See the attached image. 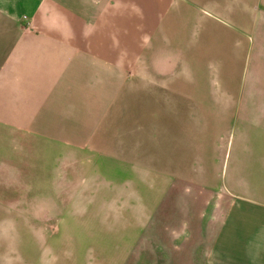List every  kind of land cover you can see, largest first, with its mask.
I'll use <instances>...</instances> for the list:
<instances>
[{
	"label": "rangeland",
	"instance_id": "374dc122",
	"mask_svg": "<svg viewBox=\"0 0 264 264\" xmlns=\"http://www.w3.org/2000/svg\"><path fill=\"white\" fill-rule=\"evenodd\" d=\"M148 91L90 104L109 117L75 135L0 124V264H230L264 249L246 236L257 205L224 184L231 128L206 135L180 98Z\"/></svg>",
	"mask_w": 264,
	"mask_h": 264
},
{
	"label": "crops",
	"instance_id": "0c3cea01",
	"mask_svg": "<svg viewBox=\"0 0 264 264\" xmlns=\"http://www.w3.org/2000/svg\"><path fill=\"white\" fill-rule=\"evenodd\" d=\"M132 86L180 98L206 135L231 128L224 184L264 239V0H0L1 125L75 135ZM252 254L230 264H264Z\"/></svg>",
	"mask_w": 264,
	"mask_h": 264
},
{
	"label": "built area",
	"instance_id": "2783aa9c",
	"mask_svg": "<svg viewBox=\"0 0 264 264\" xmlns=\"http://www.w3.org/2000/svg\"><path fill=\"white\" fill-rule=\"evenodd\" d=\"M29 22V20L27 19V20H25V23H28Z\"/></svg>",
	"mask_w": 264,
	"mask_h": 264
}]
</instances>
